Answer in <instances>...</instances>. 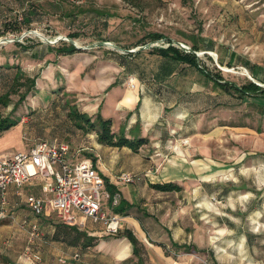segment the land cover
Masks as SVG:
<instances>
[{"label": "rangeland", "instance_id": "1", "mask_svg": "<svg viewBox=\"0 0 264 264\" xmlns=\"http://www.w3.org/2000/svg\"><path fill=\"white\" fill-rule=\"evenodd\" d=\"M143 1L139 9L124 0H0V95L11 87L17 67L37 76L24 100L16 103L19 94L12 93L7 105L0 103V118L19 119L1 132L0 151H28L39 139L57 138L85 147L81 155L95 157V130L78 129L67 115L66 102L86 109L84 104L100 102L107 85L116 80L123 87L130 86V78L135 84L137 79L143 84L163 82L168 85L162 96L169 105L164 117L171 135L163 157H179L174 149L180 152L181 147L184 164L178 170L127 172L141 176L135 182L157 219L172 227L181 224L184 241L214 254L175 249L169 242L164 251L167 264H214V258L218 264H264V99L225 93L190 66L174 64L164 77L162 60L148 51L165 45V38L135 45L150 31L164 34L174 44L190 47L195 42L202 48L196 52L199 63L210 72L219 69L224 80L237 85L248 80L264 85V0ZM92 6L113 15H97L90 11ZM25 11L32 12L31 21L14 29ZM75 32L77 36L72 35ZM208 41L211 51L203 49ZM61 42L73 43L80 51L57 55L49 45ZM231 52L254 63L257 75L237 59L227 65ZM140 57L148 67L132 61ZM128 61L135 71L124 68ZM157 61L154 72L149 62ZM143 149L138 152L150 153L148 147ZM169 178L182 183L183 189L157 196L150 181ZM39 188L38 178L25 187L28 193H39ZM24 211L0 221V264L6 259L9 264H136L133 256L125 260L115 256L125 255L118 250L124 239L89 219L86 228L99 244L86 253L54 240L46 222L40 237L31 242L21 223L35 217ZM74 251L80 252L78 258L72 257ZM144 261L151 264L147 251Z\"/></svg>", "mask_w": 264, "mask_h": 264}, {"label": "crops", "instance_id": "2", "mask_svg": "<svg viewBox=\"0 0 264 264\" xmlns=\"http://www.w3.org/2000/svg\"><path fill=\"white\" fill-rule=\"evenodd\" d=\"M121 85L122 83L119 80L110 82L106 87L108 88V92L102 97L100 102L86 103L84 104L86 109H81L77 103V107L80 111L86 112L93 118L94 115L92 114L94 111H97L98 108H100L99 111L103 117L111 118L112 130L113 132L116 130V136L119 133V128L122 127L124 128L125 136L131 137L129 129L138 121L140 125L139 128H136L135 130L139 131L140 136L148 139L147 143L143 144L138 151L142 150L144 146L148 147L150 153L147 155L141 154L138 151L131 150L127 146H111L97 141L94 144L96 148L94 153L95 157L92 158H95L94 164L99 172L104 176L106 182L108 181V183L114 184V173H117L119 170L127 171L137 169L145 171L156 167L162 170H178L179 167L183 166L185 161V158L180 155L184 154L181 147L179 148L180 152H178L176 148L174 149L176 154L181 158L175 155H171L170 157L165 156V158L163 157L168 154L167 141L171 138L170 132L166 129V118L164 117L169 105L162 96L163 91L168 89V85L163 82H145L143 84L141 80L138 79L137 84L133 87H123ZM150 85L159 87L162 94H157L155 90L150 88ZM71 147L72 149L79 148L81 151L85 148L78 146L75 143L74 145L71 144ZM12 153H14V151H0V154L3 155H11ZM137 154H141V156H137ZM195 162L198 161L195 160ZM169 181L181 185L183 189L182 183L176 182L173 178L150 182L163 183ZM135 183L136 182L119 185L114 184L121 193L122 201L127 204V214L121 213L123 215V228L132 229L136 236L144 242L147 255L149 256V262L151 264H156V261L158 264H167V256H165L164 253L165 249L161 244L166 247L169 242L172 245V241L179 244H181V241H183L182 244H188L190 242L183 240L185 232L184 229H182L181 224L177 223L176 226L172 227V224L165 223L161 218L157 219V214L148 209V202H144V195L141 196L142 193H140V188L138 184ZM23 190L26 191L25 188ZM152 190L157 192V196H162L167 192L173 191H162L155 188ZM180 191L174 190V192ZM8 199L10 205L13 207L14 215L21 210H25L24 212L32 215L24 205L22 195L17 194L14 187L9 188ZM178 236L181 238L177 240ZM122 239H124L125 242L121 243L118 250L120 251V254L125 253V255L119 256L118 254H115V256L119 258L118 260H123L132 255L130 242L126 238H121L120 240ZM196 248L199 249L198 246H196ZM212 255H214L213 251ZM214 264H218L216 258H214Z\"/></svg>", "mask_w": 264, "mask_h": 264}, {"label": "built area", "instance_id": "3", "mask_svg": "<svg viewBox=\"0 0 264 264\" xmlns=\"http://www.w3.org/2000/svg\"><path fill=\"white\" fill-rule=\"evenodd\" d=\"M169 42L165 45L167 46ZM174 44V43H172ZM189 50L183 42L174 44ZM135 78L129 79L131 87ZM39 179V193H28L23 189ZM141 179L137 173L122 171L115 176V185L133 183ZM14 187L17 194L35 217L55 214L62 222L86 227V219L99 224L104 232L115 234L124 226L123 215L115 211L121 201V193H111L104 176L95 166L93 158L81 155V149L60 139L35 141L28 151L11 155L0 154V220L14 217L13 207L8 199V190ZM32 242L42 233L36 219L24 218ZM80 253L74 251L73 258ZM39 259L38 254L34 255ZM64 262L65 258H60Z\"/></svg>", "mask_w": 264, "mask_h": 264}, {"label": "trees", "instance_id": "4", "mask_svg": "<svg viewBox=\"0 0 264 264\" xmlns=\"http://www.w3.org/2000/svg\"><path fill=\"white\" fill-rule=\"evenodd\" d=\"M128 3L133 4L134 6H137L139 9L142 8L144 1L143 0H124ZM33 8V7H32ZM32 10V9H30ZM84 9H80V11H83ZM91 12L96 13L97 15L101 16H112L113 13L110 12V10L107 9H101L98 7L92 6L90 9ZM70 12V11H69ZM67 13L70 15V13ZM31 11H25V13L22 15L21 21H15L16 25H14V29L20 28V23H29L31 21ZM73 36H77L78 33H72ZM159 38H165L166 42H169L167 46H153L149 51L148 55L155 57L156 60H162L159 67L165 66V74L163 75L166 77L167 73L171 72V67L174 64L183 65V66H190L193 67L201 78H204L206 83H211L215 88L220 89L221 91L228 93V94H234L238 98H253V99H264V86L257 84L254 81L248 80L247 82L237 85L236 83H231L229 81H226L223 79L221 71L218 69L216 73L210 72L208 69L204 68L199 63V57L197 55V51H199L201 46L196 44L195 42L192 43V45L189 47V50H185L183 48H179L172 44V41L168 39L164 34L159 32L150 31L144 34L136 43L135 45L140 44L143 40L149 39L151 41L159 39ZM49 48L55 52L57 55H72L76 52H79L80 49L74 45L73 43H66L61 42L60 45L56 47H52L49 45ZM203 49H206L207 51H211L213 49L212 43L208 41V45H205ZM232 59H237L239 62L247 68L252 75H257V67L254 63H251L247 59H243L242 57L236 55L234 52H231L229 55V61H227V65H231ZM135 64L139 66H147L146 61L143 58L134 59L133 60ZM158 61L156 64H153V62H149L150 69L154 72L158 71ZM220 64H224L223 60H219ZM124 68H126L128 71H135V68L131 65L130 61L127 63L122 64ZM148 67V66H147ZM158 67V68H157ZM36 75H27L21 71L19 67L16 68V72L13 76L11 87L5 91L2 95H0V103H3L7 105L10 101V95L12 93H18L19 98L16 103L21 102L25 99L27 94L30 92L31 89L35 87L36 84ZM262 82L264 83V76ZM21 88H24V90H21ZM150 88L152 90H155V92L161 93L162 91L159 89V87L150 85ZM68 105V111L67 115L69 119L74 123V125L82 130H85L86 132H89L91 130H95L97 134V141L102 144L111 145V146H127L133 151H138V149L145 143H147L148 139L146 137L140 136L139 131L135 130L136 128H139V122L137 121L133 127H131L129 132L131 133V137L125 136L124 128H119V133L116 136L115 132L112 130V121L110 117H103L98 111L94 118L87 114L86 112H82L78 109L76 103H70L69 101L66 102ZM261 107H264L263 105ZM19 122V119H12L8 115L5 117L0 118V134L4 130L8 129L9 127L16 125ZM93 161H95V158H93ZM150 186L162 190V191H180L182 190V186L169 181V182H163V183H150ZM107 187L111 193H114L118 189L116 186L112 183H108L107 181ZM127 204L124 203V201H120L119 205L115 207V211L127 214ZM35 217V216H34ZM32 219H36V221L39 223V228L41 229V224L43 222L48 223L53 228L52 237L54 240L65 242L70 246L78 247L81 249L83 253H86V251L96 248V246L99 244V238L93 235L89 229L82 228L77 224H67L62 222L55 214H52L49 216H38ZM1 221V220H0ZM98 226L102 229V227L98 224ZM118 239L126 238L130 244L132 249V255L131 257L136 258V264H145V254H146V246L144 242H142L134 233V231L130 228H122L117 233L112 234ZM161 246L167 250L165 245L161 244ZM172 246L175 249H185L187 251L195 250V251H203L208 252L212 255L211 250L207 249H197L194 244L188 243V244H179L175 241H172ZM80 253V252H79ZM132 257V258H133ZM11 261L9 259H6L1 264H9ZM203 264V263H200Z\"/></svg>", "mask_w": 264, "mask_h": 264}, {"label": "water", "instance_id": "5", "mask_svg": "<svg viewBox=\"0 0 264 264\" xmlns=\"http://www.w3.org/2000/svg\"><path fill=\"white\" fill-rule=\"evenodd\" d=\"M257 84L262 85V84H260V83H257ZM262 86H264V85H262Z\"/></svg>", "mask_w": 264, "mask_h": 264}, {"label": "bare ground", "instance_id": "6", "mask_svg": "<svg viewBox=\"0 0 264 264\" xmlns=\"http://www.w3.org/2000/svg\"><path fill=\"white\" fill-rule=\"evenodd\" d=\"M136 80V79H135Z\"/></svg>", "mask_w": 264, "mask_h": 264}]
</instances>
